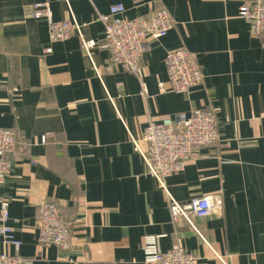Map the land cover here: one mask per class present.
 Instances as JSON below:
<instances>
[{
    "label": "crops",
    "instance_id": "obj_1",
    "mask_svg": "<svg viewBox=\"0 0 264 264\" xmlns=\"http://www.w3.org/2000/svg\"><path fill=\"white\" fill-rule=\"evenodd\" d=\"M251 1L0 0V129L17 139L2 193L22 257L34 264H146V246L167 252L180 244L199 264H264V42L240 19ZM45 2L55 22L75 20L81 35L51 42L48 20L33 18L34 5ZM115 4L129 19L163 7L175 22L165 38L146 45V94L108 52L84 50L83 40L103 43L100 16ZM181 48L200 67L203 84L161 93L165 58ZM195 110L216 114L218 141L195 150L166 186L182 205L221 198L223 210L195 220L197 232L174 220L132 141L152 118ZM47 203L71 227L68 251L40 242L39 211ZM3 253L14 249L0 236Z\"/></svg>",
    "mask_w": 264,
    "mask_h": 264
},
{
    "label": "built area",
    "instance_id": "obj_2",
    "mask_svg": "<svg viewBox=\"0 0 264 264\" xmlns=\"http://www.w3.org/2000/svg\"><path fill=\"white\" fill-rule=\"evenodd\" d=\"M125 14L126 8L123 4L111 6L107 15L100 16L105 26L103 43L99 46L95 41L83 40V47L89 56L91 51L98 47L108 52L112 65L137 76L143 93L146 94L142 65L146 45L150 40L165 38L174 29L175 22L169 11L163 7L155 9L148 17L129 19ZM33 18L48 20L49 36L53 43L69 40L75 33L81 35V27L75 20L57 23L52 19L49 2L35 4ZM240 19L248 26L252 37L264 42V0L246 2L240 10ZM165 66L168 86L160 83L161 93L185 94L203 84L202 71L186 48L168 53ZM218 138L216 114L212 111L195 110L190 115L181 113L173 118H152L144 130L142 139L132 140L135 152L142 156L149 174L165 192L174 220H184L194 232H197L194 227L195 220L210 219L223 210L221 198H193L189 203L182 205L170 195L166 180L185 169L186 162L195 150L214 145ZM16 142L14 130L0 129V236L6 245L14 249L13 255H0V264H34V259L21 256L22 242L16 238L13 228L9 225L11 201L2 193L12 169V162L7 155L15 149ZM141 142L147 145L145 151L140 146ZM70 228L56 204L47 203L41 206L38 229L43 245L68 251L72 247ZM146 252V264H199V258L186 251L180 244H176L167 252H158L155 247L149 245L146 246Z\"/></svg>",
    "mask_w": 264,
    "mask_h": 264
}]
</instances>
